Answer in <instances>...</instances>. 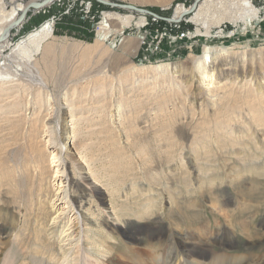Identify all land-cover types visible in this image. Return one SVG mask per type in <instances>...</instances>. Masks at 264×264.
I'll return each mask as SVG.
<instances>
[{
  "label": "bare ground",
  "instance_id": "bare-ground-1",
  "mask_svg": "<svg viewBox=\"0 0 264 264\" xmlns=\"http://www.w3.org/2000/svg\"><path fill=\"white\" fill-rule=\"evenodd\" d=\"M42 1L45 5L50 0L26 2L0 0V112L4 113L5 118L22 114L24 120V132L20 139L12 140L9 147L13 145L8 155L14 156L21 150L28 151L32 156L33 176L37 180L36 188H38L35 190L36 198L29 200L30 204L27 206L28 200L23 198L22 188H19L20 192L16 194L13 186L9 188L4 186L0 194V197L4 196V198L0 200V205H4L5 202L7 209L3 210L4 213L0 206V228L6 225L8 229L4 236L7 240L3 239V242L0 240V252L7 248L9 243L22 245L25 244V240L28 242L33 238L31 250L33 255L40 256L41 259L45 256L51 259L53 264H264V246L256 252L231 255L235 252L231 250L236 246L239 237L245 239L248 244L250 240L259 239L263 234L262 231L254 228L256 221L253 217L256 215L254 211L259 213L261 205L256 208L253 206V202L247 198L252 192V187L244 186L247 187L244 188L241 184L252 175H264V77L256 84L251 82V78L239 77V72L230 62L231 56L234 55L233 50L209 45L204 46L201 55L188 62L175 65L157 64L150 68L151 72H148L157 79L164 76L165 78L180 77L183 76V71H188L186 78L182 77V85L176 86L183 87V100L190 104L189 110H185L182 116L179 115L180 118L178 116L175 118L174 115L170 119L166 116L168 111L163 105L152 112V116L149 110L141 105L138 108L136 105H129L128 98L132 94L131 91H134L135 86H140V81H146L145 77L148 76V74H135L133 67L129 65L131 67H126L129 74H122L121 70L116 80L120 86L129 82L125 87L128 90L123 92L122 87L108 88V95L112 92L114 96L104 105L105 109H108L107 115H103L106 118L103 121L98 119L101 121L98 123L102 125H96L86 119L87 108L86 104H79L81 98L78 100L73 97L64 98L61 102L55 103L50 89H47L45 80L47 78L43 71L49 69L51 57L56 49V43L51 40L53 36L51 24L47 22L33 29L16 42L12 49L10 48L9 54H3L8 45L11 29L21 25L27 11L37 7L35 5ZM215 1L220 3L221 0H204L198 7L193 6L191 10L195 12L191 19L201 20L202 25H207L208 19L202 15L206 9L204 6L207 2L215 3ZM222 1H229L228 4H232L231 6L236 4L237 6L224 7L220 10L221 13L218 12V15L211 18L220 19V14H226L227 18L233 17V21L241 20L247 27L251 26L249 24L257 9L248 0ZM219 6L221 8L222 5ZM186 12L190 10L178 5L174 17H181ZM104 18V27L107 28L106 24L110 18L111 28L117 23L112 30L117 28L115 31H119L129 25L133 17L130 14L105 12ZM103 26L98 35L103 34ZM124 49L134 53L136 47L133 48L131 42H126ZM23 72L35 74L39 86L34 90L26 91L27 89L21 85ZM244 82L247 83L244 85ZM9 91L16 92L10 96ZM8 96L21 97L22 100L4 101ZM196 105L201 108L195 111L193 109ZM22 106L24 108L21 109ZM158 110L160 111L157 112ZM191 110L193 111L188 113ZM133 113L138 115L131 119ZM160 115L162 131H167L168 134L166 144L169 143V136H173L177 141L179 136L191 133V139L183 143L189 147L188 150L186 147L184 151L181 150L183 146L179 143L182 148L177 152L171 150L167 154L165 151H159L158 164L164 175L174 173V178L180 176L185 178L187 170L195 173L197 171L196 177L198 173L206 174L208 171L216 170V176L221 175L218 177L219 182L215 181L213 175L207 178L206 189L201 184L200 178L203 177L201 174L198 186L193 190L194 194L195 189L201 190V198H204L206 193L215 195L216 198L209 205L216 221L209 219L207 222L208 216L203 221L199 220L202 217L198 209L206 205L198 198L187 196V193L192 192L190 186L186 185L184 190L167 186L166 189L162 187L166 190V197L158 204L152 202L157 195L154 192H147L149 190L152 192V189L140 190L138 195L133 192L131 195L128 193L123 195V197L130 195L136 203L139 201V196L143 200L139 207L140 214H135L139 219L132 224L133 227H127L129 220L127 221L121 213L123 200L119 191L112 185L113 177L94 166L96 162H103L104 155H93L89 141L92 132L103 133L106 138L103 139L113 148L108 157L115 156L114 159L112 157L113 165L118 166V160L122 156L121 150L133 149L135 144L134 138L131 139L130 135L136 131H133L135 128H132L134 126H130V123H140L145 120L138 128V132L147 134L153 130L154 122ZM105 122L107 123L103 125ZM95 125L100 128L99 131ZM231 132L237 137L230 136ZM144 135L137 139L142 142L147 141L149 145L150 142ZM209 137H214L211 141L214 142L215 152L212 153L208 150L209 144L205 142ZM147 144L144 143L138 150L133 151L138 162L141 161L140 155L150 153ZM40 145L45 152L41 151ZM174 146L176 150V145ZM7 148L8 146H2L1 149L5 151ZM158 148L161 150V144ZM3 151H0V165L6 167L4 164L11 156H1ZM212 155H215L212 162L215 168L211 164ZM149 159L153 161V156ZM44 161L46 162L41 165ZM73 169L79 176L78 179L75 178ZM223 184L229 189L230 187L235 189L237 195L234 197L222 194ZM212 187L220 188L219 193L217 191L215 193ZM31 189L32 187L27 191ZM85 190L89 196L83 203V198H86L83 196ZM146 193H148L147 197L143 198ZM186 209L187 217L181 211ZM178 211H180L179 215L175 213ZM239 216L241 219H238ZM183 217H186V220L182 224L180 222ZM29 218L33 220L28 221ZM149 218H155L157 223L143 222ZM105 219L107 224L104 223ZM46 240L50 248L56 246L54 252L52 249L49 251L50 248L46 251V247L44 251L40 249L37 243L42 241L39 243L42 246ZM24 244L23 247L26 248ZM213 245L218 246L220 251L217 252ZM41 259L34 260V264H41ZM12 262L10 251L7 250L0 259V264H12Z\"/></svg>",
  "mask_w": 264,
  "mask_h": 264
},
{
  "label": "rangeland",
  "instance_id": "rangeland-1",
  "mask_svg": "<svg viewBox=\"0 0 264 264\" xmlns=\"http://www.w3.org/2000/svg\"><path fill=\"white\" fill-rule=\"evenodd\" d=\"M19 1L26 2L27 0H18V2ZM50 1L43 5L41 8H30L23 18L21 25H19L18 27H13L11 29L8 37V45L7 48L5 47L3 54H9L13 45L23 39L33 29L38 28L39 26L47 22L51 24L53 33L51 40L56 43V49L54 51V55L51 57L52 62H50L49 69L46 68V70L43 71V74H46L45 76L47 78L45 79L47 82V89H50L53 102L55 101V103L59 101L61 102L64 98L69 99L73 97L76 100L81 98L82 101H79V104H86L85 107L87 108V111H85V114L87 115L86 119H88L91 123H96V125H102L99 124L101 123V121H98V119H101L103 121L106 118L103 115H107L108 109H105L104 105L110 102L114 96V93L112 92H110V94L108 95L109 89L114 87H122L123 92H126L128 90V88L125 87L127 84H129V82L123 83V85L120 86L118 82H116V80L120 75L121 70L122 74H129V71H126V67L129 65L133 67L132 70L135 72V74H148V72H151L150 68L157 64L168 63L169 65H175L178 63H184L186 61L188 62L194 57L201 55L204 46L209 45L221 48H230L233 50L234 55L231 56L230 62L232 65L234 64L236 71L239 72V77L244 76V79L251 78V82L253 84H256L258 80H261L264 77V0H248L250 4L255 9H257V11L255 12V16L251 19V24H249L251 26L248 27L247 25H244L243 21L241 20L233 21V17L227 18L226 14H220V19H214V17L211 18L212 16L218 15V12L221 13L220 10L224 7L228 8L237 6V4L235 6H231L232 4H228L229 1L221 0L220 3H217L216 1L215 3L209 2L210 4L207 2L206 6H204L206 8L204 9L205 13L203 12L202 15L205 16V19H208L209 23L207 25H202L200 22L201 20L196 19L195 21L191 19L192 14L195 12V10H191V8H193V6L198 7V5L204 0H105L122 5H134L138 8H142L149 12L158 14L161 17L170 19L175 16V11L178 5L185 6L187 10H190V12L184 13L187 15L185 16V19H182L180 21V27L188 29L190 31V36L194 31V33H192L194 36L191 39L185 40L174 38L178 33L177 29L163 19L158 20L157 22H150L149 24H147V26L141 27V14L136 10L130 8L105 4L99 0ZM219 4L222 5L221 8ZM217 5L219 7H217ZM85 10L88 14H95V12H97L94 19L95 21L99 20V16H101V14L105 12H115L120 15L130 14L133 18L129 25L124 26L119 31H115L117 28H115V30H112L114 27H116L117 23H115L113 28H111L112 22L109 18L108 23L106 24L107 28L103 26V34L98 35V32L100 30L98 32L94 30V26L92 24L94 20H92L91 17L85 13ZM117 21L119 20L117 19ZM105 30H107V32H105ZM156 30L159 33L158 35L155 34ZM197 31L198 33H195ZM161 32H167L171 37L165 36L164 34H161ZM140 38L141 40L143 38L146 43L141 44ZM126 42H131L133 48L136 47L134 53H129L130 50L126 51L124 49ZM13 65L14 63H12V66ZM187 72L188 71H183V76L180 77L175 76L174 78H165L164 76L160 77V79H157L155 76L148 74V76L145 77L147 78V82L145 80L140 81V86L138 84L139 87L135 86L134 91H131L132 94L128 98L129 105H136L137 108L141 105L143 108H147L149 110L148 112L151 113L150 116H152V112L156 111V109L163 105L166 111H168L166 115L167 117H170L171 119L175 115V118L176 116L180 118L185 110H189L188 105L190 104L188 103V101L186 102L185 100H183V87L178 88V86L176 85H182L181 81L183 78H186ZM22 74L23 78L21 79V85L22 87L27 89L26 91L34 90L39 86L35 74H28L25 72H23ZM168 75L169 73L166 74V76ZM173 81H176L177 83L175 84ZM179 82L180 84H178ZM246 83L247 82H244V85ZM15 92L11 93V91H9L8 94L11 93L9 95L12 96L15 94ZM122 96H124L123 93ZM11 99L17 101L22 100L21 97L16 96L12 98L8 96V98H5L4 101L7 102ZM22 108H24V106H22L21 109ZM199 108H201V106L196 105L193 110L196 111ZM193 110L189 111L188 113H191ZM159 111L160 110H158L157 112ZM3 114V112H0V151H3L1 149L2 146H8V148L6 149L7 151H3L4 153L1 155L6 157L8 155V151H10V148L13 145L12 144L9 147L12 140L15 138L20 139L22 133L24 132V120L22 118V114L13 117L9 116L7 118H5ZM135 114H132L131 119H133V117L135 118V116L138 115V113L137 115ZM205 117L206 116H204V118ZM57 118L58 115L56 116V119ZM156 119L157 117L155 118V120ZM143 121H141L140 123H130V126H134L132 128H135L133 131H136V133H131L130 135L132 136L131 139L134 138L133 141L135 142V144L133 145V149L123 148V150H121L120 154L123 157L121 156L119 158L118 166L113 165V159L115 156L108 157L110 151L113 148L111 144L107 143V140L103 139L105 138V136L102 132H92L90 134L91 139H88L92 147H90V149L93 152V155H104V157L102 158L103 162H96L94 166L98 170L101 168L100 170L106 171L107 174L111 176V178L113 177L114 181H112V185L119 191V195L124 201H122L123 212L121 213L123 214L124 218L127 219V221L129 220L127 227H133L132 224H135L136 220L139 219L135 214H140L139 207H141V201H143L142 197L139 196L138 203L134 202L130 198L131 192L138 195V193H140V190L152 189V192L151 190L147 192H154L157 195L156 198L155 194H153L155 198L152 199V202L158 204L159 201H164L166 197L165 189L168 188L167 186L171 187L172 189L177 187L183 188V190L185 189L184 187L186 185L190 186L192 192H189L190 194L187 193V196L198 198L206 205L204 208L198 209L199 215L202 217H200L202 220H199L203 221V219H206V216H208L206 219L207 222L209 219H215L213 218L214 212L211 211V207L209 205L216 198L215 195L212 193L213 195L211 196V194L206 193L205 197L201 198V190L195 189V194L193 190L198 186V180L200 179H202V182L200 181L201 184H203L204 188L207 189L208 183L205 181H207V178L212 175L215 176V181L219 182L218 177L221 175L216 176L217 170L208 171V173L206 174L198 173V177H196L197 171L195 173L191 172L190 170L189 172L187 170L185 178L184 176L174 178V173L164 175L162 172L163 170H160L161 167H159L158 164V155L161 151H165V153L169 154L168 151L174 150L175 152H177V150H179V148H182V146L183 149L181 150L184 151V147H186L187 149H185L188 150L189 147L185 146L184 144L186 143L187 139H191V133H187L188 135L186 136H179L180 138H178L177 141L173 139V136H169V143L166 144L168 134L166 133L167 131H162L161 115L158 117V120L154 122V131L151 130L150 133H144L145 135L141 132H138V128L141 127V125L144 123ZM106 123L107 122H105L103 125H105ZM177 128L178 127H176V129ZM99 130L100 128H98V131ZM105 133L106 132H104V134ZM142 135H144L146 140L150 142L149 145L147 144V141L142 142L141 140L139 141L137 139V137H141ZM231 135L234 136L235 134L231 132L230 136ZM177 137L178 136H175V138ZM213 138L214 137H209L208 140L205 141L207 144H209L208 150L211 153L215 152L214 142L211 141ZM105 142L107 143V145ZM144 143L147 144V149L151 151L150 153H148V155H140V162H142L141 164L135 159L136 156L133 154V151L138 150L139 147H142L141 145ZM173 143L174 145H176V150ZM179 143L182 146H180ZM159 144H161L162 146L161 150H159L158 148ZM40 146L41 151H43L44 149L42 145ZM113 146H115V144H113ZM46 153L48 152L46 151ZM149 155L153 156V161L152 159H149L152 158V156L149 157ZM9 156H11L9 158V161L6 163L4 162L6 164H4V166L6 167H3V164L0 165V194L3 192L4 186H7L8 188L13 186V190H15L16 194L20 192L18 191V189L22 188L23 190L21 192L23 194V198L28 200L26 204L27 206H29V200H32V198H36L35 190H38V188H36L37 180L35 176H33V167L31 164L32 156L29 155L27 150H21L20 152H16L14 156L10 154L8 155V157ZM212 156V160L210 159L211 164L215 158V155ZM45 162L46 161H44L41 165H43ZM201 164L203 163L201 162ZM213 165L214 164H212V167L215 168V165ZM73 173L75 178L78 179L77 177L79 176L74 169ZM201 174L203 175V177L200 178ZM167 180L168 182H166ZM158 181L160 183H158ZM244 186L252 187V192L250 193V196H247V198L249 199V201L253 202V206H255L256 208L258 205H261L259 213L257 211H254V215H256L253 217L255 218L254 221H256L254 222V228L262 231L263 234L259 239L254 238L255 240H250L248 244L245 242V239L238 236L239 239L237 237L238 240L236 242V246L231 250V252H235L231 255L250 251L256 252L259 248L264 246V175H252V177L245 179L244 183L241 184V187ZM30 187H32V189L30 191H27V189ZM162 187L165 189H163ZM206 189L204 190L206 191ZM228 189L229 187L226 184H223L221 193L226 194L225 196L228 195L235 197L237 195L235 189H233L232 187H230V191ZM212 190L215 191V193L216 191L219 193L220 188L213 189L212 187ZM126 193L130 195L123 197V195H125ZM148 193L144 194L143 198L147 197ZM7 194H5V197ZM10 194L13 196L12 193ZM78 194L80 196L82 195L81 192H79ZM83 196L86 197L82 200V202L85 203L84 200L86 201L89 196L86 190L84 191ZM2 198H4V196H2ZM2 198L0 197V200ZM7 198L8 197H6V199ZM11 205L13 204H10V206ZM0 206L2 208V211H5L7 209V207H5L7 206L5 202L4 205L1 204ZM181 211L184 213V215H186V217L188 216V214H186L188 213L187 209L185 211ZM155 212L156 210H154V213ZM175 213L179 215L178 213H180V211ZM158 215L160 214L158 213ZM186 217H183L180 223H185ZM155 218H149L148 220H144L143 222L157 223V220H155ZM238 219H241V217L239 216ZM31 220L33 219L29 218L28 221ZM104 223H108L106 219ZM7 229L8 226L6 225L1 226L0 228L1 242H3V239L7 240L4 237ZM42 237L44 238L45 236ZM32 241L33 238L29 239L28 242L25 240L26 248L23 247L24 243L22 245L15 242H12V244L9 243L7 248L3 249L0 252V259L4 256L5 252L9 250L10 257L13 259L12 264H34V260H40L41 258L40 256L35 257L33 255V252L31 250L33 248L34 242ZM40 242L37 243L40 249L42 248L41 250L44 251L46 247L45 250L48 251L47 248L50 247L49 244L47 245V240L44 241L45 243H42V246H40ZM213 246L217 250V252L220 251L218 246ZM51 249L54 252L56 250V246H52L49 251ZM51 261V259H48L44 256V258L41 259V264H53V261Z\"/></svg>",
  "mask_w": 264,
  "mask_h": 264
},
{
  "label": "built area",
  "instance_id": "built-area-1",
  "mask_svg": "<svg viewBox=\"0 0 264 264\" xmlns=\"http://www.w3.org/2000/svg\"><path fill=\"white\" fill-rule=\"evenodd\" d=\"M90 2V1H88ZM92 4V3H91ZM135 10V9H133ZM137 12H139L141 14V27L147 26V24H149L150 22H157L158 20H165L167 23H169L170 25L174 26L178 33L176 34V36L174 38L179 39V40H185V39H191L194 35L192 33H194V31L191 33L190 36V31L188 29L185 28H181V23L180 21L182 19H185V16L187 14H183L181 17L179 18H175L174 16L170 19V18H164L159 16L158 14L152 13V12H147V11H141V10H136ZM85 13L91 17L92 20L95 19L97 12H95V14H88L87 11L85 10ZM104 23V13L101 14V16H99V20L97 21H93V26H94V30L96 32H98L99 30L102 29V24ZM155 34L158 35V31H155ZM161 34H164L165 36L171 37L170 34H168L167 32H161ZM141 40V38H140ZM146 41L142 38L141 40V44H145Z\"/></svg>",
  "mask_w": 264,
  "mask_h": 264
},
{
  "label": "water",
  "instance_id": "water-1",
  "mask_svg": "<svg viewBox=\"0 0 264 264\" xmlns=\"http://www.w3.org/2000/svg\"><path fill=\"white\" fill-rule=\"evenodd\" d=\"M54 0H51L50 2H53ZM105 4H109V5H113V6H123L125 8H130V9H135V10H141V11H147L145 9H142V8H138L134 5H122V4H118V3H115V2H109V1H103V0H99ZM42 5H44V1H42V3H37L35 6H37L38 8H41ZM149 12V11H147Z\"/></svg>",
  "mask_w": 264,
  "mask_h": 264
}]
</instances>
